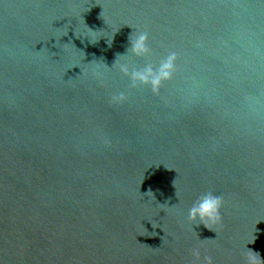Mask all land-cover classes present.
<instances>
[{
  "label": "water",
  "instance_id": "95a60500",
  "mask_svg": "<svg viewBox=\"0 0 264 264\" xmlns=\"http://www.w3.org/2000/svg\"><path fill=\"white\" fill-rule=\"evenodd\" d=\"M173 53L158 94L132 86ZM248 250L264 264V0H0V264Z\"/></svg>",
  "mask_w": 264,
  "mask_h": 264
},
{
  "label": "clouds",
  "instance_id": "9594fccd",
  "mask_svg": "<svg viewBox=\"0 0 264 264\" xmlns=\"http://www.w3.org/2000/svg\"><path fill=\"white\" fill-rule=\"evenodd\" d=\"M147 37L140 36L133 44V52L137 55L147 54L148 48L146 47ZM176 60V55L173 53L169 55L165 60H163L158 69L155 71L151 66L146 67L143 71H133L131 73L132 86L137 85L150 87L153 94H158L160 88L163 84L172 78L175 71L174 61ZM122 71L128 74V70L123 68ZM126 97L121 94L118 97H113V103L119 104L125 101ZM222 205L221 198L214 196L212 194H207L202 196L198 203L192 207L189 213V219L193 222L199 218L200 223L204 224L205 227L209 228V225H215L221 220L220 208ZM210 230V229H209ZM253 240L252 243H254ZM192 256L194 260L200 261L201 252L200 250L193 249ZM205 264H212L211 257H204ZM245 264H262L261 257L258 253L248 250L245 256Z\"/></svg>",
  "mask_w": 264,
  "mask_h": 264
}]
</instances>
